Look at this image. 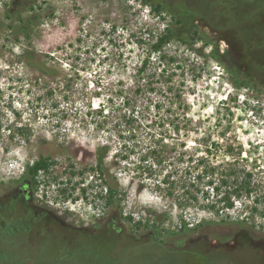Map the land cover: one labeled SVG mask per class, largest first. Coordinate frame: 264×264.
Returning <instances> with one entry per match:
<instances>
[{
  "label": "rangeland",
  "instance_id": "374dc122",
  "mask_svg": "<svg viewBox=\"0 0 264 264\" xmlns=\"http://www.w3.org/2000/svg\"><path fill=\"white\" fill-rule=\"evenodd\" d=\"M148 1L162 14L142 0H0V207L41 208L29 214L32 229L20 242L7 240L0 217V264H264V0ZM171 16L188 44L169 43L174 61L164 66L171 83L183 84L191 125L158 128L164 109L152 105L130 131L117 109L109 117L96 109H111L106 100L117 85L132 84L156 36L175 26ZM211 50L249 87L236 90ZM156 57L147 75L163 68ZM159 132L196 156L221 144L209 155L216 163L233 146L253 172L255 193L223 212L203 209L201 194L198 204L179 207L154 183L167 172L187 180L181 149L156 168L161 173L143 172ZM42 154L53 163L32 188L21 178ZM101 156L107 175L99 177L90 168ZM104 179L118 187L112 206Z\"/></svg>",
  "mask_w": 264,
  "mask_h": 264
},
{
  "label": "trees",
  "instance_id": "16d2710c",
  "mask_svg": "<svg viewBox=\"0 0 264 264\" xmlns=\"http://www.w3.org/2000/svg\"><path fill=\"white\" fill-rule=\"evenodd\" d=\"M142 2L144 5H148L153 9L158 15L162 14L159 4L150 3L148 0H142ZM6 15L7 17L10 16L9 14ZM171 17L174 19L173 16ZM180 23V20L174 19L175 26L166 24L163 27L156 36L155 41L150 45L148 55L140 61L138 66L134 67V81L131 80L132 84L130 86L118 84L111 96L106 100L108 105H112L111 109L108 107V110L105 111L104 107L103 109L102 107H98L96 109L97 113L109 117V115L117 109V112L120 111L121 126L128 127L131 131L133 130L134 124L138 122V119L153 105L152 108L154 111L159 112L161 109H164L163 112L165 116L164 118H160L158 128H164L165 125L168 124V126H171L174 133H179L182 127V129H185L187 125H191L192 120L188 116V107L183 99V84L174 85L171 83L172 76L164 66V62L174 61V59L168 57L164 51V48L169 43L177 41L181 44H188L185 34L176 27V25ZM210 54L213 59L220 61L226 71L231 74V84L236 90L249 87V82L245 78L238 76L236 69L229 68L226 63L221 60L216 51L211 50ZM151 55L153 57L157 56L156 60L163 65V68L155 71L151 75H147V64ZM135 77L138 81L135 80ZM150 94L157 97L155 102L149 98ZM142 97H145L147 100L142 101ZM144 102H146V104H144ZM137 105H143V107H138ZM159 131H161V129ZM161 133L162 132L151 135L153 148H150L145 154V158L149 159L151 162L150 164H148V162L145 163V165L148 166L143 168V172L147 177H153L158 172L161 173L156 168L170 158L168 154L176 152V148L181 149V152L178 153L177 162L187 163V168L184 170V175L187 176L185 177L187 180H184L182 177L171 179L173 175L172 172H167L160 181L154 183L157 188L162 187V190L166 192L167 196L175 197L179 207L198 204V195L201 194V199L204 202L202 205L203 209L223 212L232 209L235 205V201L244 198L249 199L252 197L253 193H255L257 186L252 183L253 172L240 163L243 161V158H240L239 152L234 154L235 150L233 146L226 145L223 150L222 160L216 163L212 162V158H210L209 155H212L214 150H218L222 147L221 144L213 142L209 146H205L204 156H196L193 152H187L186 143H169L167 139L161 136ZM104 156L99 157L95 167L90 168V171H98L97 174L99 177L106 174L102 165V158ZM51 159L49 155H40L31 164L25 166L21 179H25L28 185L35 188L38 185V173L48 172L53 163ZM193 173L195 175L191 180L190 177ZM104 186L106 191V204L107 206H112L116 201L115 196L119 193L117 184L116 182H107V180L104 179ZM177 189L181 192L179 196H174V192H176ZM252 202L253 205H256L259 203V200L256 197L252 199ZM252 210L253 212L257 211L254 207ZM262 215H264V213ZM127 219H130V217ZM149 221L150 220H147L148 223ZM201 223L200 221L197 225L200 226ZM150 226L155 230L154 222L151 223ZM181 226L187 229L188 224L181 221Z\"/></svg>",
  "mask_w": 264,
  "mask_h": 264
},
{
  "label": "flooded vegetation",
  "instance_id": "af4514ba",
  "mask_svg": "<svg viewBox=\"0 0 264 264\" xmlns=\"http://www.w3.org/2000/svg\"><path fill=\"white\" fill-rule=\"evenodd\" d=\"M25 194H20V201L25 200ZM0 207V217L5 218L7 221L5 224L9 223L8 229L3 231L7 235V240H24L26 234L32 229L30 223H28L29 214L37 213L41 208L34 205H14L7 208ZM33 214V216H35ZM4 224V225H5Z\"/></svg>",
  "mask_w": 264,
  "mask_h": 264
}]
</instances>
